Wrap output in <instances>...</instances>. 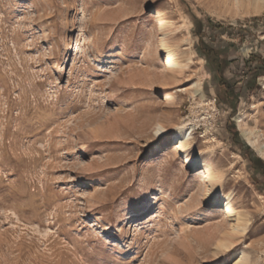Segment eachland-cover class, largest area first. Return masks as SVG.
<instances>
[{
  "label": "rangeland",
  "instance_id": "374dc122",
  "mask_svg": "<svg viewBox=\"0 0 264 264\" xmlns=\"http://www.w3.org/2000/svg\"><path fill=\"white\" fill-rule=\"evenodd\" d=\"M159 20L185 66L168 80ZM263 59L253 3L0 0V264H264ZM190 119L244 232L172 150Z\"/></svg>",
  "mask_w": 264,
  "mask_h": 264
},
{
  "label": "bare ground",
  "instance_id": "6f19581e",
  "mask_svg": "<svg viewBox=\"0 0 264 264\" xmlns=\"http://www.w3.org/2000/svg\"><path fill=\"white\" fill-rule=\"evenodd\" d=\"M235 4L238 6L244 5V3H253L259 5L260 7H264V0H234ZM160 25V46L165 53V72L162 75L163 79L168 80L171 78H175L177 75H180L184 71V64L181 62L182 60L178 59V50L176 46H171L168 42V34L169 27L168 24L159 20ZM181 53V52H180ZM184 59V58H183ZM187 62V61H186ZM197 92L201 94L202 98L205 97L203 94L201 83L198 84ZM195 94V93H194ZM168 100H174V97L170 94L168 95ZM207 99H204V102ZM211 100L206 101L207 105H210ZM214 107V106H213ZM237 121L239 123V128L243 130V119L240 116L237 117ZM193 119H190L186 123H182L177 127V134L175 136V142L172 146V150L179 151L184 155V162L187 167H195L201 165L203 168L202 176L204 181V191L208 200L214 203V206L221 209L228 218L232 225V232L241 233L244 232L245 226L243 224V220L245 219L244 213H242L237 206L234 204L231 197H220V190L223 187L222 177L217 175L215 171L211 168L210 165L205 164L200 161L198 158H192L190 156V150L193 146ZM155 134L161 135L166 134L167 129L163 126L161 122H158L155 127ZM253 146L258 149V151L263 154L264 153V144H259L258 141L253 142ZM156 214V213H155ZM221 245H225L223 242ZM237 260L235 264H251V258L244 251H239L236 256Z\"/></svg>",
  "mask_w": 264,
  "mask_h": 264
},
{
  "label": "trees",
  "instance_id": "16d2710c",
  "mask_svg": "<svg viewBox=\"0 0 264 264\" xmlns=\"http://www.w3.org/2000/svg\"><path fill=\"white\" fill-rule=\"evenodd\" d=\"M204 55L207 59L208 56L206 54H202ZM260 76H264V59L260 60L251 70V79L253 80L252 83V87L254 85L257 84V79ZM220 84H222L225 87V90H227V93H232L231 87L230 85H228V83H226L222 78L220 79ZM231 125V123H229V126ZM234 136L238 137V133L234 132ZM254 154V153H253ZM251 164L255 165L256 171L263 172L264 173V162L260 159V158H253V160L251 161Z\"/></svg>",
  "mask_w": 264,
  "mask_h": 264
},
{
  "label": "crops",
  "instance_id": "0c3cea01",
  "mask_svg": "<svg viewBox=\"0 0 264 264\" xmlns=\"http://www.w3.org/2000/svg\"><path fill=\"white\" fill-rule=\"evenodd\" d=\"M208 78L210 79L211 78V75L210 74H208ZM207 81L209 82V80L207 79ZM210 93H211V90H210Z\"/></svg>",
  "mask_w": 264,
  "mask_h": 264
}]
</instances>
